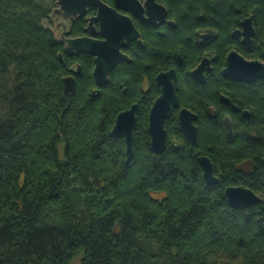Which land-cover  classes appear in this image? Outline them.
<instances>
[{
	"label": "trees",
	"instance_id": "obj_1",
	"mask_svg": "<svg viewBox=\"0 0 264 264\" xmlns=\"http://www.w3.org/2000/svg\"><path fill=\"white\" fill-rule=\"evenodd\" d=\"M57 1L0 0V264H264V79L247 85L222 75L230 34L231 51L264 61V0H157L176 27L135 21L143 44L123 50L131 63H120L104 87L94 57L68 55L46 26ZM96 12L76 18L68 37L87 35ZM248 17L250 48L232 37ZM210 28L221 37L220 56L200 86L191 77L201 59L196 33ZM78 68L76 93L67 95L63 79ZM173 68L181 107L199 115L198 138L186 139L175 113L158 156L150 110L161 93L156 77ZM222 95L241 113L231 118ZM134 104L127 163L125 139L111 131ZM196 153L211 159L217 185L206 184ZM231 186L253 190L261 204L233 209Z\"/></svg>",
	"mask_w": 264,
	"mask_h": 264
},
{
	"label": "water",
	"instance_id": "obj_2",
	"mask_svg": "<svg viewBox=\"0 0 264 264\" xmlns=\"http://www.w3.org/2000/svg\"><path fill=\"white\" fill-rule=\"evenodd\" d=\"M63 8L78 14L76 18L87 15L89 8L97 10L96 15L91 16V22H97L100 26L99 33L87 26V35L79 38L68 37L67 40H60L65 52L70 56H79L87 52L94 57L95 67L93 71L94 79L98 87H104L110 82V75L120 63H131V59L124 53L132 42L141 37L136 28L133 18L142 20L144 23L158 27L167 21V8L158 3L157 0H114V5L110 6L103 0H59ZM73 20V22L75 21ZM89 22V17L86 19ZM72 22V23H73ZM169 25L176 27L170 21ZM256 30L253 25V18L248 17L241 22V28L232 33V37L241 41L245 47H250L255 37ZM97 37V38H96ZM243 38V39H242ZM264 47V42H263ZM264 58V50H263ZM179 64L182 58L178 57ZM206 69L210 70V61L204 59L202 63L192 71V77L199 83H205ZM78 75V74H75ZM223 77L253 84L264 78V62L260 60H248L238 51H231L226 59V67L222 71ZM156 82L161 88V95L154 102L149 116V134L151 137V148L157 155L165 152L167 147V132L165 122L173 115V109L180 108L178 97L177 74L174 69L162 72L156 77ZM64 89L67 95H75L77 81L74 75L63 79ZM223 103L230 107L234 112H239L238 106L231 100L221 96ZM138 104H134L130 109L121 112L111 131L114 138L122 137L127 146V163L133 158L134 133L137 127ZM244 117L250 116L248 111L243 112ZM198 116L187 108H182L179 112V124L185 137L195 144L197 142L198 129L196 122ZM232 136V131L229 132ZM197 161L201 164L204 171V179L208 186L219 183V178L214 174V168L208 157H199ZM225 196L230 207L236 210L251 208L262 202V199L251 189L246 187H228Z\"/></svg>",
	"mask_w": 264,
	"mask_h": 264
},
{
	"label": "flooded vegetation",
	"instance_id": "obj_3",
	"mask_svg": "<svg viewBox=\"0 0 264 264\" xmlns=\"http://www.w3.org/2000/svg\"><path fill=\"white\" fill-rule=\"evenodd\" d=\"M145 2V1H144ZM133 21H134V24H135V21H137L138 23H140V24H142V25H147V26H151V25H148V24H146V23H144L142 20H139V19H135V18H133ZM169 22H170V20H168V17H167V21L164 23V24H160L158 27H154V26H151V27H154V28H159L160 26H162V25H168V26H170L169 25ZM173 22V21H172ZM175 23V22H174ZM176 25V24H175ZM136 26V25H135ZM171 27V26H170ZM136 28H137V26H136ZM171 28H173V27H171ZM138 29V28H137ZM138 31L140 32V30L138 29ZM206 32H204L203 33V29H200V30H198V32L196 33V44L198 45V47L200 48V51H201V53L202 52H206L207 54L206 55H204L203 57H202V59H209V61H210V67H211V69L210 70H208V69H206V71L204 72V74H205V83L204 84H201V83H199L195 78H193L192 77V74H191V77H192V80L194 81V82H196L198 85H200V86H205L206 84H207V82H208V73H210L212 70H213V68H214V65H215V63L218 61V59H219V56L220 55H218V53H216L214 50H218L217 49V46H218V41L221 39V37H220V35H219V33H218V31L216 30V29H213V28H210V29H206L205 30ZM140 34H141V32H140ZM236 41V40H235ZM253 41V40H252ZM134 42H137L138 44H140V45H142L143 44V41H142V34H141V37L138 39V40H136V41H134ZM134 42H132V43H134ZM240 43H241V41H239ZM131 43V44H132ZM242 44V43H241ZM243 45V44H242ZM244 46V45H243ZM251 46H252V44H251ZM250 46V47H251ZM226 47H229V49L227 50V53L226 54H224L225 55V60L227 59V56L231 53V34H230V36H229V39H228V42H227V44H226V46H225V49H226ZM245 47V46H244ZM250 47H247V48H250ZM224 49V50H225ZM214 51V53L212 52V53H209L210 51ZM263 50H264V47H263ZM207 51H209V52H207ZM226 51V50H225ZM236 51V50H235ZM203 54V53H202ZM242 55V54H241ZM261 61V60H260ZM177 62H178V58H177ZM264 62V61H263ZM179 63V62H178ZM182 64H183V60H182ZM181 64V65H182ZM180 65V64H179ZM226 67V66H225ZM224 67V68H225ZM175 71H176V69L175 68H173ZM192 73V72H191ZM176 74H177V72H176ZM225 78V77H224ZM225 79H227V78H225ZM264 79V78H263ZM263 79H261V80H263ZM228 80H230V79H228ZM231 82H234V83H243V82H239V81H234V80H230ZM260 81V80H259ZM257 82V81H256ZM156 84H157V82H156ZM244 84H246V83H244ZM254 84V83H253ZM158 85V84H157ZM177 85H178V97H179V92H180V84H179V79H178V75H177ZM247 85H252V84H247ZM159 87V86H158ZM160 88V87H159ZM160 92H161V88H160ZM160 95H161V93H160ZM179 102H180V108H178V109H176V108H174L173 109V115H175V113H176V115H177V117H178V122H179V112H180V110L182 109V108H186V107H181V101H180V98H179ZM222 103H223V101H222ZM224 104V103H223ZM225 105V104H224ZM228 107V106H227ZM188 109V108H187ZM229 109L231 110V118H232V114L233 113H241V110L239 111V112H234L230 107H229ZM190 110V109H189ZM151 111V110H150ZM193 112V111H192ZM193 113H195V112H193ZM207 113L209 114V115H211V116H213L214 118H216V115L217 114H215V113H217V111H216V108L215 107H210L208 110H207ZM197 116H198V120H197V122L195 123L196 124V126H197V129H198V121H199V115L197 114V113H195ZM173 115H172V117H173ZM171 117V118H172ZM170 118V119H171ZM169 120V119H168ZM167 120V121H168ZM225 120V123L227 124V126L226 127H229V121H228V119H224ZM166 121V122H167ZM138 122V121H137ZM166 122H165V124H166ZM229 123V124H228ZM179 126H180V124H179ZM166 130V129H165ZM184 135V134H183ZM185 136V135H184ZM151 138V137H150ZM197 138H198V135H197ZM187 139V138H186ZM188 140V139H187ZM189 141V140H188ZM190 142V141H189ZM192 145H195V144H193L192 142H190ZM157 155V154H156ZM158 156H160V155H158ZM199 157H207V156H199L197 153L195 154V158H196V160L199 158ZM209 158V157H208ZM210 159V158H209ZM211 160V159H210ZM198 162V161H197ZM212 162V161H211ZM213 164V163H212ZM219 178V177H218Z\"/></svg>",
	"mask_w": 264,
	"mask_h": 264
},
{
	"label": "rangeland",
	"instance_id": "obj_4",
	"mask_svg": "<svg viewBox=\"0 0 264 264\" xmlns=\"http://www.w3.org/2000/svg\"><path fill=\"white\" fill-rule=\"evenodd\" d=\"M56 8L53 10L52 14H51V20H52V26H49V24L46 23V26L47 27H50L52 29V31L54 32L56 38L60 41V40H67L69 39L68 37H66V33L69 32L71 26H72V22L73 20L75 19L76 16H78V14L74 13L73 11L71 12H68L66 11L63 6L61 5L60 1L58 0L57 1V4H56ZM89 11V10H88ZM93 17V16H92ZM91 16H89V22H88V26L95 29L96 30V33H99L100 31V26H99V23H95V22H91ZM206 29H203V33L206 32L205 31ZM83 37V36H82ZM73 38V37H71ZM79 38V37H77ZM97 38V37H96ZM243 39V38H242ZM233 40L235 41V39L233 38ZM237 41V40H236ZM239 42V41H238ZM229 49V47H226V51L224 52V54L227 53V50ZM234 50V49H233ZM232 50V51H233ZM210 51V50H209ZM207 51V52H209ZM216 53H218V50H214ZM214 51H210L209 53H214ZM203 53V54H202ZM200 52V61L197 63V65L194 67L193 70H195L201 63L204 59H202V57L204 55H206L207 53L206 52ZM180 56V55H179ZM178 56V57H179ZM181 57V56H180ZM182 58V57H181ZM208 59V58H207ZM209 60V59H208ZM177 64L179 65V63L177 62ZM183 65V64H182ZM181 64L179 66H182ZM225 66H226V60H225ZM192 70V71H193ZM79 71L80 69L78 68L77 70V73L76 74H79ZM223 71V70H222ZM74 76H77V75H74ZM148 84L147 82H144V87L147 88ZM183 89H184V86H183ZM225 96V95H223ZM227 97V96H225ZM228 98V97H227ZM156 101V100H155ZM154 104V103H153ZM139 106V105H138ZM139 109V108H138ZM243 114V113H242ZM244 116V115H243ZM250 117V116H249ZM248 117V118H249ZM246 118V117H245ZM149 129V127H148ZM233 135V133H232ZM230 136V135H229ZM232 137V136H230ZM63 143L60 144V151H61V155H62V150H63ZM232 187V186H231ZM227 189V188H226ZM253 191V190H252ZM254 192V191H253ZM255 193V192H254ZM261 198V197H260ZM261 204V203H260ZM258 205V204H257ZM73 264H77L76 262H74Z\"/></svg>",
	"mask_w": 264,
	"mask_h": 264
},
{
	"label": "bare ground",
	"instance_id": "obj_5",
	"mask_svg": "<svg viewBox=\"0 0 264 264\" xmlns=\"http://www.w3.org/2000/svg\"><path fill=\"white\" fill-rule=\"evenodd\" d=\"M162 155V154H161ZM199 163V162H198ZM200 164V163H199ZM200 166H201V164H200ZM202 167V166H201ZM202 170H203V168H202ZM203 177H204V171H203ZM205 180V179H204ZM226 191V190H225Z\"/></svg>",
	"mask_w": 264,
	"mask_h": 264
}]
</instances>
